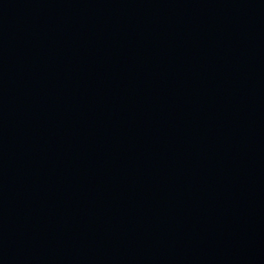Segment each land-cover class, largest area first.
Wrapping results in <instances>:
<instances>
[{
	"label": "water",
	"instance_id": "obj_1",
	"mask_svg": "<svg viewBox=\"0 0 264 264\" xmlns=\"http://www.w3.org/2000/svg\"><path fill=\"white\" fill-rule=\"evenodd\" d=\"M0 264H264V0H0Z\"/></svg>",
	"mask_w": 264,
	"mask_h": 264
}]
</instances>
